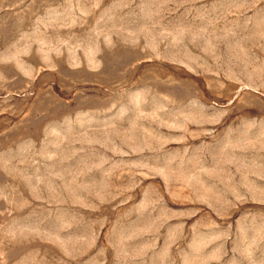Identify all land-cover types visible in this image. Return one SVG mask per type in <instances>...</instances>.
<instances>
[{
  "label": "rangeland",
  "instance_id": "rangeland-1",
  "mask_svg": "<svg viewBox=\"0 0 264 264\" xmlns=\"http://www.w3.org/2000/svg\"><path fill=\"white\" fill-rule=\"evenodd\" d=\"M0 264H264V0H0Z\"/></svg>",
  "mask_w": 264,
  "mask_h": 264
}]
</instances>
